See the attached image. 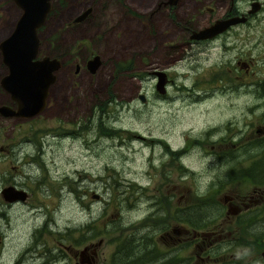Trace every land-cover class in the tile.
<instances>
[{"label":"rangeland","instance_id":"1","mask_svg":"<svg viewBox=\"0 0 264 264\" xmlns=\"http://www.w3.org/2000/svg\"><path fill=\"white\" fill-rule=\"evenodd\" d=\"M183 1L175 12L178 19L199 7L197 0ZM158 2L50 0L48 14L37 29L36 57L60 56L65 64L54 70L40 113L30 118L0 116V189L10 184L27 192L22 201L9 202L0 196V264H15L19 254L23 264H43L48 254L44 248L53 247L55 252L59 243L67 245L69 227L75 228L72 234L76 235L85 231L84 225L108 229L114 222L128 232L148 211L157 209L152 204L156 198L173 192L166 200L189 205L199 196H209L211 185L224 181L225 176H217L223 169L218 171L219 165H213V156L207 153L210 144L227 132L225 127L240 126L241 119L246 124L258 110L244 114L241 99L230 102L219 84L206 83L213 70V53L205 59H177L180 37L168 11L162 7L154 11ZM83 7H92L89 18L78 26L68 24ZM20 12L13 0H0V39L10 32ZM93 52L102 59L95 72L74 73L75 63ZM150 70L165 71L173 79L164 94L155 90ZM5 72L0 59V76ZM138 92L144 101L136 96ZM197 94L205 95L197 98ZM101 101L103 119L98 126ZM3 103L9 104L10 98L0 87ZM84 123L87 129L79 130ZM178 162L183 166L180 171ZM245 184L238 181L220 193L242 192L241 185L247 193ZM193 209L201 208L188 210L199 211ZM233 214L228 212L217 221L227 222ZM215 229L221 233L218 243L232 232L243 234ZM31 234L42 243L30 245ZM172 236L179 234L172 232ZM187 236L190 239V234L181 237ZM111 237L113 232L101 237L90 254L93 264H112L115 241ZM99 238L96 234L82 244ZM30 249L39 257L29 258ZM260 250L252 257H259ZM62 256L53 264H87ZM234 261L219 252L207 264ZM245 261L246 256L240 263Z\"/></svg>","mask_w":264,"mask_h":264},{"label":"flooded vegetation","instance_id":"2","mask_svg":"<svg viewBox=\"0 0 264 264\" xmlns=\"http://www.w3.org/2000/svg\"><path fill=\"white\" fill-rule=\"evenodd\" d=\"M197 1V6L199 7L196 9V12L181 19H178L175 16V12L181 6V2H184L183 0H159L156 8H154V11L161 7L168 11V13L166 12L168 18L175 28L176 35H179L180 37L179 47L181 50L179 51L177 59L182 57H186L187 59H196L197 57L198 59H205L208 57L209 53H213V70H211L209 72V76L206 77L208 81L206 83L219 84L221 89L226 91L225 93H227L230 102H234L237 98L241 99L244 102V114L258 110L257 113H251L250 120H248L246 124L244 119H241L243 123L242 125L237 126L234 124L233 129H230L233 124L230 125V127H225L227 132L223 134L221 138L216 139L214 143H211V151L207 152L209 155L213 156V165H219L216 169L218 171L223 169L222 175L217 173V176H225L224 180L231 179V185L238 181L243 182V179H246V184L244 186H246V188L249 187V191L246 193L241 189V185L238 189L242 192L237 190L233 194L228 195L227 192L221 194L220 192L223 191L224 187L217 193L213 194L216 196V200L220 203L219 205H216L218 207V211L224 213L222 218L227 217L228 212L234 214L230 216V220L227 222L221 220L214 222L208 230L195 231L194 229L188 228L187 223L180 221L181 218H179V221H175L171 218L170 214V208L172 205L164 206V210L161 212L165 211L167 213L166 221L164 222L165 229L158 233L157 236L146 239L148 246L145 247V252H134L133 260H136L134 261L136 264H207L210 260L217 257L220 251H223L220 253L227 255L230 260L233 261L235 260L236 255L239 254L237 251L238 249L234 246V243L232 245H225L221 248H219V243L222 239H231L233 241L237 238L235 233L232 232V235L227 238H221L218 243L217 236L221 233L215 228L219 226L221 229L229 227L227 231L236 230L237 226L242 225V223L236 222L235 218L237 214L245 212L248 213V220L244 224L246 226L244 228L247 229V234L244 240L248 241V243H246L244 248V252L246 253V261L244 264H263L264 0ZM60 3L63 4L62 1H60ZM84 9L85 7L82 8V10ZM87 10L86 15L82 19L78 21L73 20V18L81 12L79 11L78 13L72 15L67 23L76 26L82 24L89 18L92 7H87ZM179 15L181 14L179 13ZM217 21L222 22L220 25H224L225 21H228V23L225 24L222 29L209 36L202 38L192 37V34L197 30L213 25ZM212 50H214V52H211ZM94 55L98 56L99 62L95 66L94 70L90 71L87 68V63ZM55 57L59 60L58 69L65 63L60 56ZM197 61L198 60L194 61V63ZM101 62L102 59L99 54L95 52L92 54L90 53V55L88 54V56L80 62L75 63L74 73L81 69H84L89 73H93ZM118 70L119 72L122 71L121 68ZM154 71L155 70H150L148 73L152 74L156 80ZM163 72L165 73L164 84L166 86L168 83L173 81V79L167 72ZM204 74H201L202 77H204ZM139 93L141 92L137 93V97ZM164 93L165 91L162 92V94ZM211 93L213 92L211 91ZM205 94H197V98H201ZM99 104L101 105V110L97 116V122L99 123L98 126H101V120L103 119L102 101ZM5 105L14 108L15 103L10 99V103ZM0 116L9 117L1 113ZM82 127L85 128L82 129ZM87 127L88 124L84 123L79 126V130H86ZM255 148H258L259 150H253ZM254 153L260 155L257 156L259 157L258 163L255 164V166H252L251 161L254 157L252 158L251 155ZM170 194L171 193L167 195ZM94 197H97V195ZM17 200L19 201V199ZM17 200L15 199V201ZM179 204L184 205L186 204V201L183 204ZM180 214L181 216L184 214L183 208L181 209ZM103 224H105V222ZM38 227H42V225ZM172 232L179 234V236H172ZM183 234H190V239L188 236L182 239L181 236ZM105 235L106 232L100 233L99 240L94 242L88 241L94 237L89 238L86 244H78L80 247L69 240L66 241L67 245L59 243L54 246L57 247L55 252L53 247H46L44 248L45 252L43 253L48 254L43 260V264H53L56 260L60 259L59 255H63L62 257L66 259H74L78 263H81V259L82 263L93 264L94 260L90 254L95 253L96 246L100 244L102 240L101 237H104ZM31 236L30 245L42 243L40 238H36V235L33 236L31 234ZM227 248L230 250H227ZM258 248H261L259 257H252L253 253L257 255ZM60 249H63V251L61 252ZM193 249L194 251L191 253V250ZM39 255L40 253L36 254L33 249H30L28 257L31 258L36 256L38 258ZM21 256L22 254L17 256L15 264H23L24 259L23 257L20 258ZM193 260L194 262H192Z\"/></svg>","mask_w":264,"mask_h":264},{"label":"water","instance_id":"3","mask_svg":"<svg viewBox=\"0 0 264 264\" xmlns=\"http://www.w3.org/2000/svg\"><path fill=\"white\" fill-rule=\"evenodd\" d=\"M13 1L21 12L10 32L0 39V59L6 68V72L0 76V87L8 93L15 106L13 108L0 104V113L27 118L37 114L45 106L47 90L54 80V70L57 69L59 60L46 55L36 57L37 29L44 22L50 9V0ZM87 11L85 8L73 20L82 19ZM221 23L217 21L213 25L199 29L192 37L209 36L222 29L228 21H225L224 25H220ZM98 62V56L94 55L88 60L87 68L93 71ZM154 73L156 75L154 88L162 93L165 91V73L160 70H155ZM138 98L144 100L142 93L138 94ZM0 195L5 201L23 200L26 191L5 185L1 187Z\"/></svg>","mask_w":264,"mask_h":264},{"label":"trees","instance_id":"4","mask_svg":"<svg viewBox=\"0 0 264 264\" xmlns=\"http://www.w3.org/2000/svg\"><path fill=\"white\" fill-rule=\"evenodd\" d=\"M97 109L100 111L101 110V105L97 104ZM108 131H106V134ZM34 136V135H33ZM33 141H35V136L33 137ZM38 141H36L37 143ZM163 145V144H162ZM183 150V149H181ZM181 150H174L175 153L181 152ZM253 150L258 151V148H255ZM260 154H252L251 157L253 158L251 161L252 166H255V164L258 163V159ZM177 169L180 171L183 166L180 162L177 163ZM260 167V166H259ZM231 179H227L222 181L221 183H218L216 186L211 185V194L209 196H199L195 201L190 203L188 205V202L186 204L181 205L179 203L171 202L170 200H166L167 197L172 196L173 192L170 195H167V197H159L156 198L152 204L157 205V209L155 211H148L143 219H141L139 222L133 223L131 228H134V230H129L128 232L126 231H121L122 227L121 225H117L116 223L112 222L114 226L107 228H97L96 230L94 227L91 225L89 228L87 225H84L85 231L83 233L79 234H72V232L75 231V228L72 229V227L67 228V232L70 235L68 237V240L73 242L74 244L78 245L79 243H82L86 239L93 238L97 235H100V233H107L110 234V232H113V237L109 238V240L115 241L114 243V249L112 250L111 254V262L112 264H136L134 263L133 260V254L134 252L140 251V252H145L144 249L147 247V242L146 239L155 237L157 236L158 233L162 232L165 229L164 222L166 221V216L167 213L164 212H157L158 210H164V206L166 205H172L170 208V214L171 218H173L175 221H179V218H181L180 221L183 223H187L188 228L194 229L195 231L197 230H208L211 228L212 224L216 222L219 218H222L224 216L223 212L218 211V207L216 205H219L220 203L216 200V196L213 194L217 193L220 191V189H223L224 187L231 185ZM243 182L246 183V179H243ZM134 183L131 182L129 184L130 188H133ZM135 186V185H134ZM127 198V196H125ZM208 198V199H206ZM183 204V203H182ZM131 205V204H130ZM183 209H186V214H183L181 216L180 211L181 207ZM195 206H200L201 209H193V210H199V211H189V207H195ZM188 208V209H187ZM208 208L213 209L214 211L210 212ZM247 215L248 213L242 212L237 214L235 221L238 223H242V225L237 226L236 231H240L241 235H236L237 238H233L234 240L232 241L231 239H225L221 240L219 243V248L224 247L225 245L228 244H233L235 248L241 249V252H238L239 254L236 255L235 258V264L240 263V260H242V257L246 255L244 252V248L246 246V243L248 241L244 240L246 237L245 234H247V229L244 224L247 222ZM258 216V213H257ZM150 219V221H148ZM42 225H44V229L47 230V223L44 222ZM42 227H39L37 229V233L41 231ZM226 230L229 229V227H225ZM44 230V232H46ZM119 232L117 233V231ZM156 231V232H154ZM245 232V233H244ZM88 233V234H86ZM252 243V242H251ZM255 243V242H254ZM222 250V249H221ZM227 250H230L227 248ZM219 252V251H218ZM223 252V251H220ZM242 253V255H241ZM241 255V256H240ZM121 257L117 262L115 261L116 257ZM240 256V257H239ZM244 264V263H243Z\"/></svg>","mask_w":264,"mask_h":264}]
</instances>
